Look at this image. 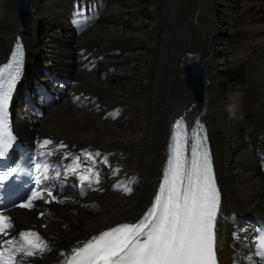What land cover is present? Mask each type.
Segmentation results:
<instances>
[{"label": "bare ground", "instance_id": "6f19581e", "mask_svg": "<svg viewBox=\"0 0 264 264\" xmlns=\"http://www.w3.org/2000/svg\"><path fill=\"white\" fill-rule=\"evenodd\" d=\"M90 1L96 2L97 13L83 28L70 10L72 0H29L32 13L23 31L27 74L14 98V129L38 147L52 140L39 149L55 147L56 163L67 170L75 165L65 154L90 156L86 164L92 172L87 175L92 181L98 175L99 182L86 185L83 197L70 195L61 205L44 208L40 218L34 212L13 211L16 230L35 225L51 248L26 264H64L73 249L144 215L161 177L171 125L181 114L199 117L208 128L222 191L220 263L252 264L238 237H246L242 229L250 220L264 217V62L242 64L239 53L251 51L221 42L210 0ZM16 2L0 0V62L15 33L23 29ZM142 9L150 19L147 30L135 22ZM42 25L46 31L40 44ZM64 37L68 45L60 43ZM82 48L90 58L104 56L88 62ZM188 53L199 56L208 81L201 116L179 68ZM40 67L46 73L37 82L33 71ZM56 77L71 84L54 102L49 99ZM35 105L43 109L40 119L33 116ZM61 143L65 147L57 150ZM73 173L81 181L80 168ZM124 187L132 191L126 193Z\"/></svg>", "mask_w": 264, "mask_h": 264}, {"label": "snow or ice", "instance_id": "6c2138e0", "mask_svg": "<svg viewBox=\"0 0 264 264\" xmlns=\"http://www.w3.org/2000/svg\"><path fill=\"white\" fill-rule=\"evenodd\" d=\"M23 59L24 50L18 43L12 59L0 66V157L8 153L16 139L10 121V104L21 76ZM51 144L52 140L45 139L39 147L45 149ZM64 147L61 143L57 150ZM188 147L189 132L180 118L173 125L170 155L159 190L144 215L136 222L122 223L101 232L82 247L73 249L64 264H219L216 224L220 214V191L202 125L191 132L190 159L185 155ZM53 154V151L39 153L40 156ZM73 163L75 167L71 170L76 172L81 166L80 158H73ZM87 171L91 173L92 169ZM11 174L0 175V181ZM80 179L99 182L98 175L95 181L90 175H81ZM40 183L36 181L37 185ZM123 191L130 193L132 189L124 187ZM54 199L51 190L36 187L18 207L31 209L36 201L50 203ZM13 227L12 218L0 212V236L9 237ZM257 248L256 254L264 257V237ZM0 249H3L0 264H26L28 258L51 250L48 242L32 230L20 231L18 237L4 239Z\"/></svg>", "mask_w": 264, "mask_h": 264}, {"label": "rangeland", "instance_id": "374dc122", "mask_svg": "<svg viewBox=\"0 0 264 264\" xmlns=\"http://www.w3.org/2000/svg\"><path fill=\"white\" fill-rule=\"evenodd\" d=\"M210 1L212 3V6L216 8V13L218 15L216 33L217 36H219L222 39L221 42L228 44L230 46L234 45L237 47L238 50H240V48L242 50L243 48H246L248 52L251 51L250 54L248 55L246 54L245 56L242 55V52L239 53L237 59L241 61L242 64L250 63L251 64L250 66H253L255 64L259 65L261 64V62H264V0H210ZM135 22L140 24L143 27V29L146 30L150 26L149 23L150 19L145 18V16H143V9L139 13H136ZM56 26L57 25L55 26L53 25L50 28L52 29ZM45 27H46L45 25L40 26L37 32L38 40L40 44L44 42V34L46 31L44 30ZM228 29L230 30V32L226 31ZM59 41L62 44L65 43L68 45V39L65 37L63 39H59ZM244 44H248V45L244 46ZM33 73H34L33 79L38 82L40 81V77L44 76L46 72L44 68L40 67L39 69L35 68ZM241 74H243L244 76L243 71ZM53 76L54 75H52V77ZM45 80L48 84V79ZM27 88L31 92L32 90H34V89H30L31 88L30 86H28ZM184 88L187 90L185 85ZM65 249L68 250V248ZM50 253L54 258L56 253L55 250H52V252Z\"/></svg>", "mask_w": 264, "mask_h": 264}, {"label": "water", "instance_id": "95a60500", "mask_svg": "<svg viewBox=\"0 0 264 264\" xmlns=\"http://www.w3.org/2000/svg\"><path fill=\"white\" fill-rule=\"evenodd\" d=\"M29 0H17L15 7V15L19 23L26 28L32 10ZM180 69L184 74L185 87L191 92L193 100L200 104L205 99L206 80L203 76V70L199 65V57L196 54H187L181 62Z\"/></svg>", "mask_w": 264, "mask_h": 264}]
</instances>
